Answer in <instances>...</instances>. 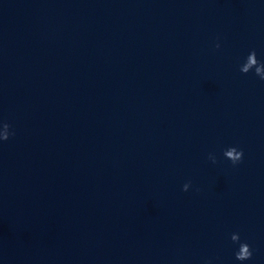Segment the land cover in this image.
<instances>
[{
    "label": "water",
    "instance_id": "95a60500",
    "mask_svg": "<svg viewBox=\"0 0 264 264\" xmlns=\"http://www.w3.org/2000/svg\"><path fill=\"white\" fill-rule=\"evenodd\" d=\"M253 49L264 0H0V264H264Z\"/></svg>",
    "mask_w": 264,
    "mask_h": 264
},
{
    "label": "clouds",
    "instance_id": "9594fccd",
    "mask_svg": "<svg viewBox=\"0 0 264 264\" xmlns=\"http://www.w3.org/2000/svg\"><path fill=\"white\" fill-rule=\"evenodd\" d=\"M217 48L220 47V44L216 45ZM255 71V75L258 76L261 80H264V61H260L257 58V52L255 49L251 50L248 54L246 61L241 65L240 71L244 74H248L252 71ZM11 125L8 123H3V129L0 131V140L7 141L15 133L10 131ZM224 156L231 160L233 165H238L244 159V152L242 149L237 147H230L224 151ZM209 158L213 163H216L215 155L210 154ZM191 187V182L183 185V190L187 192ZM231 240L233 243L239 244V249L235 253V259L240 261L243 264L244 261L250 260L253 257V251L249 243L241 242V237L239 233H233L231 235ZM205 264H212L211 260L205 262Z\"/></svg>",
    "mask_w": 264,
    "mask_h": 264
}]
</instances>
